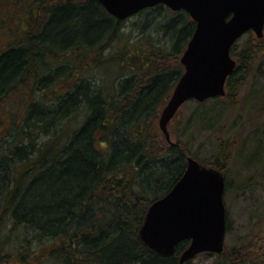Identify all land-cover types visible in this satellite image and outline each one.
I'll use <instances>...</instances> for the list:
<instances>
[{"label":"trees","instance_id":"trees-1","mask_svg":"<svg viewBox=\"0 0 264 264\" xmlns=\"http://www.w3.org/2000/svg\"><path fill=\"white\" fill-rule=\"evenodd\" d=\"M1 1L17 12L27 5V12H18L21 27L0 51V107L10 94L29 97L23 117H11L0 135V263L18 245L22 258L38 249V264H178L189 241L161 257L141 243L139 230L149 206L182 176L186 158L197 159L190 139L167 143L158 127L195 23L160 4L135 15L145 18L133 37L127 20L94 0ZM246 34L230 49L236 68L225 95L209 100L236 104L264 50V36ZM207 101H195L193 116L216 126L220 114L203 109ZM213 140L212 159L197 160L224 174L236 140ZM225 254L214 255V264L256 263Z\"/></svg>","mask_w":264,"mask_h":264},{"label":"water","instance_id":"water-1","mask_svg":"<svg viewBox=\"0 0 264 264\" xmlns=\"http://www.w3.org/2000/svg\"><path fill=\"white\" fill-rule=\"evenodd\" d=\"M94 1L120 21L161 4L172 12H186L195 23L180 57L183 73L158 119L159 130L170 144L168 125L185 103H202L225 95V83L236 68L230 54L236 41L250 31L257 39L263 37L264 0ZM186 162L170 191L149 206L139 230L141 243L161 257L173 255L176 246L188 240L178 264L202 253L221 254L226 231L223 175L193 157L188 156Z\"/></svg>","mask_w":264,"mask_h":264},{"label":"rangeland","instance_id":"rangeland-1","mask_svg":"<svg viewBox=\"0 0 264 264\" xmlns=\"http://www.w3.org/2000/svg\"><path fill=\"white\" fill-rule=\"evenodd\" d=\"M0 2L2 1L0 0ZM3 6L5 7V5ZM3 6L0 5V51L16 37L13 33L22 24L20 20L17 21L16 19L21 16L20 14L25 13L26 15L27 12V5L24 10L19 8L20 11L18 10V12L20 14L16 10L18 6L14 3L10 4L8 6L9 9L6 11L4 9L8 7L3 8ZM144 18V15H134L127 19L124 24L127 29L133 30V37L137 36V28L144 23ZM251 34L255 37L254 33L251 32ZM246 38L247 34L243 35L240 41H244ZM56 90L60 92L63 87H58ZM24 96L20 98L16 93H13L2 102L0 107V119H2L0 135L7 127L6 125L11 120V117L16 116L17 121L25 114L24 104H21V102L24 103L25 98L29 97L28 92L25 91ZM235 98L236 104L231 107L224 101L211 100L202 106L203 109H212V111L214 110L220 114L216 126L215 124L211 126L208 124L202 125L197 121L193 113L199 110L200 107L195 101H189L179 110L180 125L177 124V121L171 122L173 124L168 126V131L171 141H175L176 135L184 141L190 139V153L200 160L212 159V155L216 150L213 137H221L229 141L236 140V147L234 148L233 158L229 163L228 171L224 174L221 173L224 177V183L228 184L223 196L228 222L223 251H226L225 255L229 254V258H231L230 254L234 256L245 255L248 261L256 259L255 264H263L264 50L260 53L257 61H255L251 74L243 82L239 88L238 96ZM188 120L190 121L186 124ZM6 224L7 228L10 227L9 221L6 220ZM12 247L14 251L11 256L4 257V259L6 258L5 264H38L41 261L42 256L38 249L33 248V252L29 251L28 253L22 251V258L18 254L20 252L19 246ZM216 260L217 258L214 254L202 253L186 263L214 264Z\"/></svg>","mask_w":264,"mask_h":264},{"label":"flooded vegetation","instance_id":"flooded-vegetation-1","mask_svg":"<svg viewBox=\"0 0 264 264\" xmlns=\"http://www.w3.org/2000/svg\"><path fill=\"white\" fill-rule=\"evenodd\" d=\"M35 7V6H34ZM25 23H26V20H25ZM19 25V24H18Z\"/></svg>","mask_w":264,"mask_h":264}]
</instances>
